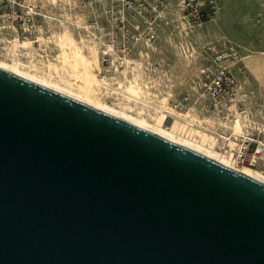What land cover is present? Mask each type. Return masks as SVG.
I'll return each instance as SVG.
<instances>
[{
  "label": "water",
  "instance_id": "water-1",
  "mask_svg": "<svg viewBox=\"0 0 264 264\" xmlns=\"http://www.w3.org/2000/svg\"><path fill=\"white\" fill-rule=\"evenodd\" d=\"M0 264H264V180L0 65Z\"/></svg>",
  "mask_w": 264,
  "mask_h": 264
},
{
  "label": "rangeland",
  "instance_id": "rangeland-1",
  "mask_svg": "<svg viewBox=\"0 0 264 264\" xmlns=\"http://www.w3.org/2000/svg\"><path fill=\"white\" fill-rule=\"evenodd\" d=\"M200 1L203 24L196 27L184 22L189 12L182 9L190 0H70L53 12L58 18L51 23L56 42L52 80L76 87L74 71L83 70L62 60L58 40L68 31L91 60L97 99L155 125L152 106L169 108L172 99L191 94L199 103L189 115L226 138L216 142L210 137L206 146L229 156L249 139L236 166L264 180V0H216L217 13L209 0ZM214 49L226 55L227 75L237 86L206 110L202 105L211 101L205 86L214 83Z\"/></svg>",
  "mask_w": 264,
  "mask_h": 264
},
{
  "label": "built area",
  "instance_id": "built-area-1",
  "mask_svg": "<svg viewBox=\"0 0 264 264\" xmlns=\"http://www.w3.org/2000/svg\"><path fill=\"white\" fill-rule=\"evenodd\" d=\"M69 2L70 0H0V61L16 64L28 73L54 78L49 71L50 56L53 55L56 45L51 23L58 18V15L53 12L61 10ZM209 3L212 4L213 12L217 13L216 0H209ZM202 7L203 3L200 0H190V3L182 9L184 12H189L185 15V24L193 23L196 27L203 24ZM61 24L62 21L60 26ZM40 39H44V42ZM233 55L236 56L235 53ZM225 60L226 55L214 49L215 68L212 70L214 83L212 87L205 86L211 101L202 105L206 110L213 109L216 101L227 92V89L237 84L227 75ZM202 73L210 77L207 70H202ZM198 103L199 100L193 98L191 94H184L172 99L169 108L156 105L150 109L154 113L156 124L161 121L162 127L180 137L189 138L198 144H203L204 138L208 140L211 137L216 142L226 139L212 129L199 125L197 119L189 115V110L191 112L192 107ZM245 143L250 144V140L242 141L241 147L236 151L237 160L245 155L244 151L247 150Z\"/></svg>",
  "mask_w": 264,
  "mask_h": 264
},
{
  "label": "bare ground",
  "instance_id": "bare-ground-1",
  "mask_svg": "<svg viewBox=\"0 0 264 264\" xmlns=\"http://www.w3.org/2000/svg\"><path fill=\"white\" fill-rule=\"evenodd\" d=\"M58 37V36H57ZM60 37V36H59ZM42 41V40H41ZM58 41H60V46H62V60L64 61V62H69L72 66H73V68L74 69H77L78 70V68L79 67H82L83 68V70H81V71H79V72H77V71H74V72H76V73H74V76H75V82H76V87L75 86H73V85H75V83H73V82H69V81H65V83H58V81L57 82H54L52 79H49V78H47V77H44V76H40V75H38V74H34V73H28V72H26V71H24V70H22L18 65H16V64H9V63H7V62H4V61H0V65L1 66H3V67H6V68H8V69H11V70H13V71H16V72H18V73H21V74H23V75H26V76H28V77H31V78H33V79H36V80H38V81H41V82H43V83H46V84H48V85H51V86H53V87H56V88H58V89H60V90H63V91H65V92H68V93H70V94H72V95H75V96H77V97H79V98H82V99H84V100H87V101H89V102H91V103H94V104H96V105H98V106H101V107H103V108H106V109H108V110H110V111H113V112H115V113H117V114H120V115H122V116H125V117H127V118H129V119H132V120H134V121H136V122H139V123H141V124H144V125H146V126H148V127H151V128H153V129H155V130H158V131H160V132H163V133H165V134H167V135H170V136H172V137H174V138H177V139H179V140H182V141H184V142H186V143H189V144H191V145H193V146H196V147H198V148H201V149H203V150H205V151H208V152H210V153H212V154H215V155H217V156H219V157H221V158H223V159H225V160H227V161H229V162H231V163H233L234 165H236V161H237V157H236V154L235 153H232V154H230L229 156H226V155H222V154H220V153H218V152H216V150H214V149H211L210 147H208V146H206V144H205V141H207V139L206 138H204V140H203V144H198V143H196V142H194V141H192V140H190L189 138H184V137H180V136H178L177 134H175L174 132H170V131H167L164 127H162V125L160 124L161 123V121H159L157 124H155V125H153V124H151L150 122H148V120L146 119V118H144V117H138V116H133L132 114H130V113H127L126 111H123V110H118L117 108H115V107H113V106H111V105H109V104H107V103H104V102H102V101H100L99 99H97L96 98V95H94V93H95V85L97 84V80H96V75L94 76V75H92L93 73H91V71L89 70V68L88 67H90L89 65H91V63L89 62V61H91V60H89V59H87L86 58V56L85 55H83V53H82V48H80L79 46H78V43L76 42V40L72 37V35L71 34H69V32L68 31H66L61 37H60V40H58ZM61 59V58H60ZM70 59H73V60H70ZM65 63V64H66ZM68 63V64H69ZM64 64V63H63ZM93 66V65H92ZM71 68V67H70ZM72 71H73V69H72ZM79 82V83H78ZM100 83V82H99ZM63 84H66V85H68V87H66V85H63ZM103 84V83H102ZM99 86V85H98ZM130 87V86H129ZM137 87V86H136ZM77 89H79V91H77ZM127 89V88H126ZM136 89V88H135ZM135 89H133V87H130V90L129 91H132L133 93L134 92H136L137 93V91H135ZM138 90V89H137ZM140 92V91H139ZM138 92V93H139ZM131 93V92H130ZM137 95H139V94H137ZM135 96V95H134ZM133 96V97H134ZM136 97H138V96H136ZM129 98V97H128ZM131 98V97H130ZM129 98V99H130ZM124 107V106H123ZM140 114V113H139ZM237 141L235 142V141H233L232 140V144L234 145V146H237ZM211 144H213V143H211ZM241 145H242V142L240 143V145L238 144V147L240 148L241 147ZM239 148H238V150H239ZM243 168V167H242ZM244 170H246V171H248V172H250V173H252V171L251 170H249V169H247V168H243ZM254 171V170H253ZM256 173V172H255ZM254 173V174H255ZM258 174V173H257ZM258 177V176H257Z\"/></svg>",
  "mask_w": 264,
  "mask_h": 264
}]
</instances>
